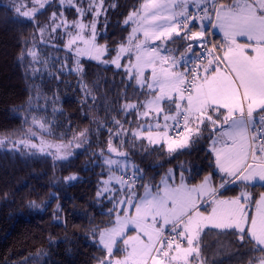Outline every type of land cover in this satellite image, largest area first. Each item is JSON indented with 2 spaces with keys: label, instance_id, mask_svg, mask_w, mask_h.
<instances>
[{
  "label": "trees",
  "instance_id": "16d2710c",
  "mask_svg": "<svg viewBox=\"0 0 264 264\" xmlns=\"http://www.w3.org/2000/svg\"><path fill=\"white\" fill-rule=\"evenodd\" d=\"M230 1L218 0V4ZM16 2L26 3V10L39 8L33 0ZM142 2L103 0L106 11L96 18L95 42L105 45L106 60L99 61L77 57L66 46L75 31L73 22L80 17L90 25L92 13L81 17L76 7L47 0L28 21L17 16L14 0H0V264H99L107 258L96 236L113 223L114 203L111 196L97 193L108 172L104 158L112 156L110 141L118 152L127 153L124 157L135 173L125 180L135 182L137 190L145 181L157 184L170 167L189 183L211 175L220 189L217 196H234L241 189L240 183L220 188L223 179L210 149V128L188 147L171 152L163 143L151 144L132 135L152 90L138 86L109 59L127 42L132 25L124 21ZM83 4L82 0L79 6ZM204 23L209 29L207 47L213 48L212 38L213 55H220L222 40L211 24ZM56 25L60 27L53 31ZM193 30H200L199 19ZM179 42L181 52L188 41ZM29 50L36 53L35 61ZM77 61L80 72L74 70ZM125 104H137L138 109L125 111ZM37 135L76 145L66 158L23 144L17 146L19 150L13 147L20 140L36 143ZM249 189L254 196L264 190L259 184ZM201 244V261L206 264H248L262 255L252 251L251 244H241L231 231L208 230ZM119 253L117 247L113 254Z\"/></svg>",
  "mask_w": 264,
  "mask_h": 264
},
{
  "label": "snow or ice",
  "instance_id": "6c2138e0",
  "mask_svg": "<svg viewBox=\"0 0 264 264\" xmlns=\"http://www.w3.org/2000/svg\"><path fill=\"white\" fill-rule=\"evenodd\" d=\"M64 2L65 0H60L61 5ZM68 2L76 7L81 17L89 12L93 15L90 39H85L82 35L88 26L82 20L73 22L72 26L80 31L69 42V50L79 39L89 47L84 50L77 49V55L98 52L99 49L94 44L96 18L106 11L103 0H100L99 5L96 0H91L87 9L73 3V0ZM46 3L47 0H33L34 5L39 4V8L33 6L31 10H26V3L14 0L13 6L18 17L33 21ZM190 3L197 8V14L189 11ZM217 3L218 0H143L140 9H134L124 21L125 24L136 22L138 26L130 34L129 46L125 48L121 45L120 52L112 63L118 69L121 68L120 55L124 52L131 53L134 46L136 62L130 64L129 77L135 79L141 88L146 86L152 90L154 99L143 106L155 109L157 132L169 128L183 129L179 132L184 137L181 141H165L168 142L169 151L188 147L210 128L211 151L215 157L216 168L223 174L220 188L239 182L242 190L231 199H219L217 193L220 189L211 185V175L206 176L200 185L191 188L183 183L182 176L178 187H169L165 180L163 190L153 192L145 185L144 195L138 197L132 183L116 177L122 188L127 186L128 192L122 193L123 200L116 201L112 197L114 207L110 211L118 210L124 215L121 217L118 214L115 225L100 232L99 243L107 250L108 257L99 261V264H149V261L151 264H196L197 261L206 264L201 261L202 235L212 229L237 234L241 244L247 242L252 245V251L262 253L259 257L251 258L248 264H264V192L255 200V213L248 211V205L254 199L249 190L250 186L259 184L264 188V0H235L231 5L220 3L219 7ZM55 17L56 13H53V22ZM197 19L200 20V30L194 31ZM204 21L211 24L213 29L219 28L223 32L228 42L227 47L217 49L223 51V56L213 55L216 45L211 49L207 47L206 36L209 29ZM58 27L60 25H56L53 31ZM40 31L43 33L44 29ZM141 32L143 40L137 34ZM237 36H246L256 44H237ZM178 39L188 41L187 51L181 53L179 59L176 57L179 48L168 46L176 43ZM151 41L160 43L149 46ZM200 47L203 48L202 51L198 50ZM248 47L252 48L255 55L246 54L245 49ZM28 55L35 61V52L29 50ZM23 58L22 53L21 59ZM204 59H207L206 65ZM197 60L199 63L195 69L189 67L191 62ZM157 64L160 66L159 71ZM220 64L224 65L223 69ZM149 66L152 68L151 83H148L143 71ZM132 68L136 69L134 73ZM74 70L82 71L79 61ZM129 109H138V105L125 104L124 110ZM161 114L164 119L163 126L159 123ZM141 115L147 117L149 112L145 111ZM170 120L173 121L172 125L168 124ZM33 123L39 122L33 118ZM40 127L43 128L44 125L41 123ZM148 131L150 142L159 143V140L151 137V124ZM80 135L83 136V133ZM132 135L139 138L137 132ZM164 136H168L167 131H164ZM19 144H23L25 148H37V145L27 140L16 141L13 147L19 150ZM39 151L43 152L45 148L41 147ZM109 152L127 156V153H120L112 147L111 141ZM105 163L109 166L119 165V161L110 158H106ZM107 183L97 193L98 196L108 191ZM206 196L212 197V210L207 215L200 210L198 204ZM125 204L135 208V215L125 211ZM31 206L38 207L34 203ZM129 225L135 226L136 236H126L124 229ZM118 240H123L125 251L128 246L131 247L123 260L111 259Z\"/></svg>",
  "mask_w": 264,
  "mask_h": 264
},
{
  "label": "rangeland",
  "instance_id": "374dc122",
  "mask_svg": "<svg viewBox=\"0 0 264 264\" xmlns=\"http://www.w3.org/2000/svg\"><path fill=\"white\" fill-rule=\"evenodd\" d=\"M58 1L60 2V0H58ZM81 1L82 0H73V3H77L78 6H79V3ZM83 1H84V4L82 6L83 8L87 7L86 5H88V3L91 2V0H83ZM64 4L72 5V4H70L68 2V0H65ZM219 4H218V7H219ZM223 4L227 5V2H223ZM138 20H139V17L137 18V21ZM78 21H81L80 17L77 18L76 22H78ZM85 25H87L88 27H86L84 29L82 35L84 36L85 39H90L91 35H92L91 34L92 33L91 24L90 25L85 24ZM131 25H132L131 26L132 28H135V27L138 26V24L135 23V22H131ZM79 31H80L79 28L75 27L74 33H72V34H70L68 36V38L66 40V46L67 47L69 45V42L72 39L75 38L76 33L79 32ZM132 31H133V29H132ZM130 33H131V31H130ZM130 33H129V37H130ZM137 34L140 36V40L144 39L142 32L141 33H137ZM235 39H236V43L240 44V45H248V44H250L252 46H255V44H256L255 41H249L246 36H237ZM128 42H129V38H128L126 43L120 44L117 47V51L111 57V59H109V63H111L112 65H114L116 67V65L114 63H112V61H113V59L117 58V53L120 52L121 45H123L125 48H127L129 46ZM154 43H160V42L151 41V42H149V46H152V44H154ZM94 44H95L96 49H99L98 52L97 51H93L91 54H88V53L85 52L84 54L77 55V49L84 50L87 47H89L82 40L77 39L76 43L74 45H72L70 51L74 55H76L77 57H87V58H92V59L99 60V61H105L106 60V58L104 57V55L106 54L105 45H98L95 41H94ZM227 44H228V42L225 40L224 43L222 44V49H226ZM179 45H180V42H179V39H178L176 41V43L170 44L168 46L170 48H177ZM186 45L183 48V50L181 51V53H184V52L187 51ZM245 52L248 55H255V53L252 52V48L251 47L246 48ZM179 56H180V54H178V52H177L176 53L177 59H179ZM221 56H223V51L222 50H221ZM119 60H120V63L122 64V68H124L127 71V73H128V69L130 67V64H135V62H136L134 46H133V51L131 53H128V52L122 53L120 55V57H119ZM159 67H160L159 64H157V71H159ZM220 67L223 69L224 65L220 64ZM180 70L182 71V69H180ZM131 71L134 73L136 71V69L132 68ZM143 71H144L145 75L147 76L148 83H151L152 82V68H151V66L144 68ZM128 76H129V73H128ZM135 83L137 84L136 80H135ZM148 90H150V89H148ZM157 91H158V89H157ZM185 95H187V93H185ZM152 99H154L153 95H151L149 98L145 99L143 105H145L147 101H150ZM172 107L174 108L173 109V111H174L175 110L174 105ZM145 111L149 112V115L147 117L141 115V113H143ZM139 117L141 118V120L138 123V126H136L134 128V132H137L139 134V138L143 139L144 141H146L148 143H151L150 140L148 139V137H149V131H148L149 124L152 125V131H151L152 139L153 140H159V143H163L165 145V147L167 148V150H169L168 142H170L171 140H175V141L179 142V141H181L184 138L182 135H179V136H176V137L170 136L169 129L161 130L158 133L157 129H156L157 113H156L154 108H149V107L142 106V109H141V111L139 113ZM221 119H222V117H221ZM159 123H160L161 126H163V124H164L163 114H161L159 116ZM170 123H171V120L168 121L169 125H170ZM141 125H143V128H141ZM164 131L168 132V136L167 137L164 136ZM185 135H187V133H185ZM35 137H36V139H38V141L36 143H34V141H29V142L32 143V144L37 145V149H40L41 147H44L45 150L51 151V152H53L54 154H56L58 156H67L71 152L72 147H74L76 145V144H69L67 142L63 143V142H60V141L48 140L47 138H43V137L38 136V135L35 136ZM166 140L168 142H165ZM159 143H151V144H159ZM211 144H212V142H210V149H211ZM49 146H51V147H49ZM176 149H178V148H176ZM111 154H112V156L109 155V156H106L104 158V164L108 167V172L106 173V176L101 179V184L99 186V192H101L105 188V182H108L107 183L108 191L104 192L103 194L111 196V197L114 196L115 200L119 201V200H123L124 199V196H123L122 193L128 192V188H127V186L122 188L121 184L117 181L116 177H122L125 180V176L127 174L134 175L135 171H134V166L132 165V163L130 161H128L123 155H118L117 152H111ZM106 158H110V159H112L114 161H119V165L113 164V165L109 166L108 164L105 163V159ZM170 172H171V174L169 175ZM182 176H183V183L186 186H188L189 188H191V187L200 185L204 181V178L206 176H209V174L205 175V177L201 181H199L197 183H189V182L186 181L185 176L183 174L176 175L174 170H173V168L170 167L166 171L163 172V174L161 175V177L158 180L157 184L156 183H152L151 181H145L143 183L142 187L139 190H137L135 182L132 181V182H129V183L133 184L134 191L136 192L137 196L138 197H142L144 195L145 191H146L145 185H148L153 192H156L158 189L159 190H163V188L165 186L164 185V181L165 180L167 181V184H168L169 187H178L181 184V182H182ZM220 184H221V182H219V185ZM205 198H207V196L203 197L202 200L198 202V204H201V205L203 204L205 206V207H203L200 210L202 212H204L205 215H207L208 207L206 205H208L209 199L207 198L206 200H204ZM123 207H124L126 212L130 211L132 213V215H135V208H132V207H130L127 204L123 205ZM118 214L121 217L124 215V213H119L118 210L115 211V217H114L113 223L111 225H109V226L101 228L99 230V232L97 233L96 240H97V243L102 248H103V246L99 243V234H100L101 231H103L105 229H109V228L113 227V225H115V222H116ZM124 231L126 233V236H128V237H134V236L137 235L136 228L133 225H129L127 228L124 229ZM117 247H119L120 253L117 254V255L112 254L111 259L123 260L128 255V252L131 251V247L130 246H128L127 247V251H125L126 246L124 245L123 240H118L117 245L114 246V248H113V252H114L115 249H117ZM104 250L106 252V257H108L107 250L106 249H104ZM149 264H151V261H149Z\"/></svg>",
  "mask_w": 264,
  "mask_h": 264
},
{
  "label": "crops",
  "instance_id": "0c3cea01",
  "mask_svg": "<svg viewBox=\"0 0 264 264\" xmlns=\"http://www.w3.org/2000/svg\"><path fill=\"white\" fill-rule=\"evenodd\" d=\"M235 2V0H232V1H230V2H227V5H231V4H233ZM211 4H209V6H210ZM195 9H197L196 7H195V5L194 4H189V11L190 12H192V11H194ZM136 23V22H135ZM132 27H131V33L130 34H132ZM198 31V30H197ZM215 31H216V33L219 35V38H220V40H222V43H221V46H222V44L224 43V41H225V37H224V34H223V32H221L220 30H219V28H215ZM178 54H181V52H178ZM220 56H221V54H220ZM204 64L206 65L207 64V60L204 62ZM183 70V69H182ZM201 75H203V70L201 69ZM172 109H174L173 107H172ZM171 123H172V121H171ZM171 123H170V125H171ZM194 125H192V127H193ZM193 128H195V127H193ZM169 132H170V128H169ZM211 142H212V140H211ZM214 159H215V157H214ZM252 161L250 160V163H251ZM215 167H216V164H215ZM216 170L218 171V173L220 174V176L222 177L223 176V174H221L220 172H219V170L216 168ZM212 177V176H211ZM210 183H211V185L213 186V187H215V183H214V181H213V179H211V181H210ZM237 183H239V182H237ZM236 183V184H237ZM221 185V184H220ZM229 185H233V184H229ZM241 190H242V188L241 189H239L238 191H237V193L234 195V196H217L219 199H231V198H233V197H235V196H237V195H239L240 194V192H241ZM250 190V189H249ZM251 191V190H250ZM261 192H264V190H262V191H260L257 195H253V193H252V195H253V197H254V199H253V201H252V203L250 204V205H248V211L250 212V213H255V200L256 199H259V197H260V194H261ZM207 198L209 199V203H208V205H206L207 207H208V209H207V214L208 213H210L211 212V210H212V207H211V199H212V197H210V196H207ZM207 198H205L204 200H206ZM200 205V209H202V207H205L203 204L201 205V204H199ZM196 264H200V261H197L196 262Z\"/></svg>",
  "mask_w": 264,
  "mask_h": 264
},
{
  "label": "built area",
  "instance_id": "2783aa9c",
  "mask_svg": "<svg viewBox=\"0 0 264 264\" xmlns=\"http://www.w3.org/2000/svg\"><path fill=\"white\" fill-rule=\"evenodd\" d=\"M217 5H218V3H217ZM210 7H211V5H210ZM197 12H198V10L195 9V10L192 11L191 13H193V14H197ZM200 15H202V12L200 13ZM214 15H215V13L213 12V13H212V16L214 17ZM209 42L211 43V45H214V44H213V41H212V38L209 39ZM210 43H209V44H210ZM199 50L202 51L203 48L200 47ZM205 60H206V59H204V61H205ZM198 63H199V61L197 60V61L193 62V63L191 64L190 67H192L193 69H195ZM172 123H173V122H172ZM172 123H171V125H172ZM180 123H181V125H183V120H181ZM181 131H183L182 128H181V129H172V128H170V135H171V136H174V137L179 136V135H180L179 132H181ZM130 177H131L130 175H127L125 178L128 179V178H130Z\"/></svg>",
  "mask_w": 264,
  "mask_h": 264
}]
</instances>
